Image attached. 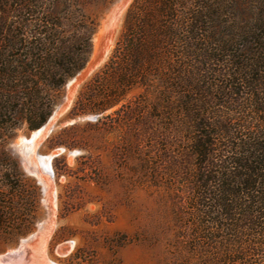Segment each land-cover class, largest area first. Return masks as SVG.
Returning <instances> with one entry per match:
<instances>
[{"label": "rangeland", "instance_id": "obj_1", "mask_svg": "<svg viewBox=\"0 0 264 264\" xmlns=\"http://www.w3.org/2000/svg\"><path fill=\"white\" fill-rule=\"evenodd\" d=\"M131 2L39 0L33 6L38 11L33 18L46 13L49 23L61 22L67 33L75 28L82 33L86 26L90 50L81 69L49 89L53 104L40 127L18 122L1 129L0 264H200L190 245L202 233L191 215L184 164L194 123L178 114L177 97L172 95L176 111L167 117L166 110L142 105L139 87L101 111L76 106L108 60ZM222 9L226 26L250 28L264 18V0L226 1ZM208 95L217 102V94ZM138 104L150 115L147 123L136 115L120 117ZM227 105H210L214 113L204 130L239 124L244 131L237 135L248 134L256 122L245 110ZM46 125L30 144L31 135ZM38 155L49 156L50 172Z\"/></svg>", "mask_w": 264, "mask_h": 264}, {"label": "trees", "instance_id": "obj_2", "mask_svg": "<svg viewBox=\"0 0 264 264\" xmlns=\"http://www.w3.org/2000/svg\"><path fill=\"white\" fill-rule=\"evenodd\" d=\"M226 1L232 0H132L108 60L76 106L101 111L139 87L142 105L167 117L176 111L175 95L178 114L194 123L184 164L191 215L202 233L190 242L200 264H264V18L250 28L226 26L220 18ZM38 3L0 2V132L18 122L40 127L53 104L49 89L81 69L90 50L86 26L67 33L46 13L33 18ZM212 103H232L256 124L237 135L244 131L239 124L224 130L218 121L220 129L207 132ZM136 107L121 109L120 117L147 123L150 115Z\"/></svg>", "mask_w": 264, "mask_h": 264}, {"label": "bare ground", "instance_id": "obj_3", "mask_svg": "<svg viewBox=\"0 0 264 264\" xmlns=\"http://www.w3.org/2000/svg\"><path fill=\"white\" fill-rule=\"evenodd\" d=\"M53 122V118L50 119V123ZM51 125V124H50ZM53 125V124H52ZM51 125V126H52ZM50 126V127H51ZM45 129H47V125L42 127L41 129L37 130L34 132L33 135H31L32 137L29 139V143L31 144V140H33V138L39 136L43 131H45ZM42 136V135H41ZM29 144V145H30ZM30 148L29 147V152H30ZM32 149V148H31ZM39 159H40V162L42 163V165L44 166V168H46L49 172H50V166H49V156H46V155H38Z\"/></svg>", "mask_w": 264, "mask_h": 264}]
</instances>
